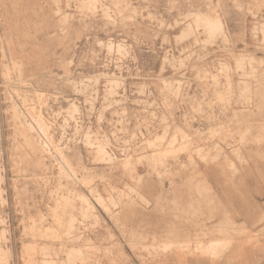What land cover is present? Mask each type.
<instances>
[{
  "label": "rangeland",
  "instance_id": "374dc122",
  "mask_svg": "<svg viewBox=\"0 0 264 264\" xmlns=\"http://www.w3.org/2000/svg\"><path fill=\"white\" fill-rule=\"evenodd\" d=\"M0 264H264V0H0Z\"/></svg>",
  "mask_w": 264,
  "mask_h": 264
},
{
  "label": "bare ground",
  "instance_id": "6f19581e",
  "mask_svg": "<svg viewBox=\"0 0 264 264\" xmlns=\"http://www.w3.org/2000/svg\"><path fill=\"white\" fill-rule=\"evenodd\" d=\"M19 72V71H18ZM47 101V99H46ZM45 129H46V126H43ZM220 147V146H219ZM27 150V149H26ZM225 155V154H224ZM102 159V158H101ZM76 165V164H75ZM32 166V165H31ZM31 169V168H30ZM70 215V214H69ZM95 217V216H94ZM69 228H70V225H69ZM223 244V243H222ZM211 248V247H210ZM213 253V252H212Z\"/></svg>",
  "mask_w": 264,
  "mask_h": 264
},
{
  "label": "crops",
  "instance_id": "0c3cea01",
  "mask_svg": "<svg viewBox=\"0 0 264 264\" xmlns=\"http://www.w3.org/2000/svg\"><path fill=\"white\" fill-rule=\"evenodd\" d=\"M42 128H44L43 125H42ZM42 128H40V131L43 133L46 132V129H42Z\"/></svg>",
  "mask_w": 264,
  "mask_h": 264
}]
</instances>
